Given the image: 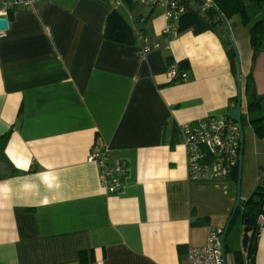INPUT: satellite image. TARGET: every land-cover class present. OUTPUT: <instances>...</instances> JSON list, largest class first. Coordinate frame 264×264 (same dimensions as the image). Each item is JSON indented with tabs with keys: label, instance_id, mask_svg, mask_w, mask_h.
<instances>
[{
	"label": "crops",
	"instance_id": "1",
	"mask_svg": "<svg viewBox=\"0 0 264 264\" xmlns=\"http://www.w3.org/2000/svg\"><path fill=\"white\" fill-rule=\"evenodd\" d=\"M114 9L136 38L160 48L143 54L138 40H106ZM246 11L249 25L264 21V6L250 2ZM7 21L0 36V137L10 132L0 148V264H79L80 252H92L93 264H185L187 250L203 246L210 229H225L237 204L233 183L188 180L184 148L180 137L170 148V129L231 114L248 74L264 99V32L255 54L239 16L226 21L229 37L221 23L167 44L161 9L115 8L109 0H38ZM232 44L239 74L228 59ZM180 62L189 80L171 83L168 67ZM250 134L247 144L243 134L241 201L264 165V140ZM95 143L107 146L110 164L127 165L116 195L89 161ZM195 219L206 223L192 226ZM242 231L238 215L225 240L226 264L248 262ZM255 244L254 264H264V233Z\"/></svg>",
	"mask_w": 264,
	"mask_h": 264
},
{
	"label": "built area",
	"instance_id": "2",
	"mask_svg": "<svg viewBox=\"0 0 264 264\" xmlns=\"http://www.w3.org/2000/svg\"><path fill=\"white\" fill-rule=\"evenodd\" d=\"M0 1L3 16L0 19L5 20L9 14L16 10L30 9L38 3V0ZM202 1L203 6L200 11L212 6L210 0ZM109 2L115 8L131 3L151 9H161L164 19L162 34L166 37L167 44L179 35L180 20L188 11L185 0H109ZM3 32L0 31V36ZM137 40L143 54L160 48L158 44H149L143 35L139 34ZM167 76L174 84H184L189 80L188 74L180 71L176 64L169 65ZM243 113L245 112L240 109V119ZM244 116L247 119V115L244 114ZM178 128L181 145L185 151L188 180L192 182L229 181L235 169L239 167L243 140L242 127L240 128L229 115H224L205 117L182 124ZM107 156V146L95 143L90 150L89 161L98 166L100 182L105 191L110 195H116L124 187L128 168L124 161L110 164ZM262 177H264V173H262ZM260 219L258 220L259 225ZM259 232L264 233V225L259 226ZM224 233L225 229H210L203 246L187 250L185 264H226L224 242L222 241Z\"/></svg>",
	"mask_w": 264,
	"mask_h": 264
},
{
	"label": "trees",
	"instance_id": "3",
	"mask_svg": "<svg viewBox=\"0 0 264 264\" xmlns=\"http://www.w3.org/2000/svg\"><path fill=\"white\" fill-rule=\"evenodd\" d=\"M212 6L202 13L200 9L196 10L188 6L187 13L181 18L178 28V33H182L187 30H192L194 34H200L202 32L211 31L214 32L215 28L222 23L221 19L215 13L214 9L220 12L226 21H229L234 16H239L241 24L248 27L249 44L253 53H257L261 46L262 32H264V21H258L253 25H249L246 4L253 2L256 5L264 6V0H210ZM104 38L110 42H114L122 45H134L137 41L136 36H134L132 29L120 15L117 10H113L108 16L105 30ZM228 59L231 63V67L235 73V54L232 49L227 52ZM179 70L184 71L188 74L189 66L186 62H180L178 64ZM189 76V74H188ZM251 74L245 79L243 86V93L247 97L246 101V111L243 113L241 118V124H248L255 136L259 140H264V99L257 97L254 89L252 88V83L250 81ZM172 83V82H171ZM237 103V98H236ZM235 103V105H236ZM244 114L247 115L245 119ZM10 137V132L2 135L0 137V148L4 149L8 139ZM179 139V128L172 124L170 129V139L169 146L173 148ZM260 182L255 191L247 199L241 201L239 200L236 210L232 212L229 218L228 231L231 227L236 216H240L242 222L247 221L251 232L249 233V242L247 247V264H254L255 248H256V238L259 231L258 220L261 215H264V177L262 173L264 170L260 171ZM18 174V173H17ZM239 180V168H236L230 181L235 185L238 184ZM205 220L195 219L192 222V226L204 225ZM227 236V235H226ZM226 240V239H225ZM224 252H226V242H224ZM178 254H182V247H178ZM79 264H93L94 258L92 252H80L78 255Z\"/></svg>",
	"mask_w": 264,
	"mask_h": 264
},
{
	"label": "water",
	"instance_id": "4",
	"mask_svg": "<svg viewBox=\"0 0 264 264\" xmlns=\"http://www.w3.org/2000/svg\"><path fill=\"white\" fill-rule=\"evenodd\" d=\"M214 11L218 15V17L221 19L222 23L225 26H227V22L223 18V16L220 14V12L217 11L216 9H214ZM7 28H8L7 20L0 19V31H5V30H7ZM231 46H232L233 52L235 54V62H236V65L238 67V74H239L240 73V66H239L238 57L236 55V51H235L233 44ZM240 109H241V99H240V86H239L238 87V97H237L236 108L231 114H229V117L232 120L236 121L241 128ZM242 148H243V140H242V145H241V153H242ZM241 160H242V157L240 158L239 167H238L239 168V176H240V170H241ZM238 186H239V180H238ZM238 201H239V196L237 194V203H238ZM237 206L238 205L236 204L234 211L236 210ZM228 225H229V222L227 223V225L225 227V233H224L223 238H222L223 242H225V239H226ZM250 232H251V228L249 227L248 222L244 221L243 222V231H242L243 236H242V241H241V247H242V251L245 253L247 252V247H248V242H249V233Z\"/></svg>",
	"mask_w": 264,
	"mask_h": 264
},
{
	"label": "rangeland",
	"instance_id": "5",
	"mask_svg": "<svg viewBox=\"0 0 264 264\" xmlns=\"http://www.w3.org/2000/svg\"><path fill=\"white\" fill-rule=\"evenodd\" d=\"M120 9H123V8H119V10ZM123 12V11H122ZM123 14H125L124 12H123ZM228 27V28H227ZM229 29V26H225L224 24H223V27H222V30H223V32H224V35H226L227 37H229V34H230V29ZM234 46V48H235V51H236V55H237V57H238V61H239V66H240V73L242 72V70H243V67H242V63H241V60H240V57H239V51H238V49H237V46L234 44L233 45ZM241 46V45H240ZM232 47V46H231ZM239 49H240V47H238ZM236 68H237V74H238V67H237V65H236ZM241 110L243 111V112H245L246 111V101H247V99H246V96H245V94L242 92V96H241ZM242 127V133L244 134V141H245V144H247V142H248V136H250L251 134L250 133H253L252 135H253V137H254V139H257V140H259V138H257L256 136H255V134H254V132H253V130H252V128L248 125V124H246V123H243V125L241 126ZM254 170H258V176L260 177V174H261V172L260 171H262V170H264V165H261L260 167H256ZM245 171H246V168H245ZM241 173V172H240ZM242 174H240V176H239V186H238V184L237 185H235L234 183H233V185H234V187H235V190H236V195L238 194V196L240 197V194H241V192H240V189H242ZM259 185V183L256 185V187L253 189V191L250 193V195H252V193L255 191V189L257 188V186ZM249 195V196H250ZM248 196V197H249ZM247 197V198H248ZM236 224H237V222L235 221L234 223H233V225L234 226H236ZM229 235L231 236L232 235V230L230 231V233H229ZM229 236V237H230Z\"/></svg>",
	"mask_w": 264,
	"mask_h": 264
}]
</instances>
